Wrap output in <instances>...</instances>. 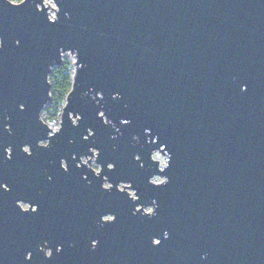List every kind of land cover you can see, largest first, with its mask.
Wrapping results in <instances>:
<instances>
[{"label": "water", "instance_id": "1", "mask_svg": "<svg viewBox=\"0 0 264 264\" xmlns=\"http://www.w3.org/2000/svg\"><path fill=\"white\" fill-rule=\"evenodd\" d=\"M51 1L0 0V264H264V0ZM64 53L53 130L40 113ZM93 153L110 234L53 250L48 207L20 211L16 188Z\"/></svg>", "mask_w": 264, "mask_h": 264}, {"label": "flooded vegetation", "instance_id": "2", "mask_svg": "<svg viewBox=\"0 0 264 264\" xmlns=\"http://www.w3.org/2000/svg\"><path fill=\"white\" fill-rule=\"evenodd\" d=\"M45 142L40 141L41 144H45ZM23 150L28 154L30 152L26 146L23 147ZM59 165L61 170L58 173L55 172L54 177L51 171L45 168L39 169L38 175L35 177H23L22 181H25L26 184L24 186L21 184L16 189L18 192L22 189L21 194L30 196L32 199H13L19 210L25 211L26 214L38 211L40 203H44L48 207L45 210L46 214L54 219V223L52 221L48 223L49 228H55L63 236L67 230L71 232L66 241L63 240V236L59 237L54 249L46 240L38 244L37 248L42 251L44 257L49 256L52 249L58 251L62 243L74 246L76 237L78 239L80 236H84V240L88 241L90 248H95L109 236V223L114 218L108 209V198L105 199L97 191L96 193L92 191V175L95 176L100 169L94 160V153L92 156L79 155V160L73 164H67L62 158ZM26 172L28 174V171ZM64 177H68L66 182ZM102 178L100 187L109 189L110 183L105 180L104 175ZM12 181L17 183L15 178H12ZM123 185L125 183L119 182L117 188L122 190ZM1 186L8 189L4 183H1ZM59 190H67V192L60 193ZM18 192L11 194L12 198ZM73 232L75 233L74 237L72 236ZM29 254L30 252L27 251L24 258Z\"/></svg>", "mask_w": 264, "mask_h": 264}, {"label": "trees", "instance_id": "3", "mask_svg": "<svg viewBox=\"0 0 264 264\" xmlns=\"http://www.w3.org/2000/svg\"><path fill=\"white\" fill-rule=\"evenodd\" d=\"M72 68L69 61H61L57 66H54L49 75L50 96L45 104L44 110L47 119H58L61 107L64 103L65 96L71 86Z\"/></svg>", "mask_w": 264, "mask_h": 264}, {"label": "rangeland", "instance_id": "4", "mask_svg": "<svg viewBox=\"0 0 264 264\" xmlns=\"http://www.w3.org/2000/svg\"><path fill=\"white\" fill-rule=\"evenodd\" d=\"M10 1L13 2V0H10ZM19 1H20V0H17V2H19ZM17 2H14V3H17ZM44 3L50 4L51 6H53V3H52L51 0H44ZM49 14L52 15L53 12H52V11H49ZM63 60H65V61H69V62L71 63V68L73 69V67H72L73 57H72L69 53H64V54H62V61H63ZM44 108H45V107H44ZM44 108H43V110H42L41 113H40V117H41V119H42V120H43V121H44L49 127L55 129V128L58 126V119H57V120H56V119H47V118H46V113H45L46 110H44ZM153 157H154L155 159H157L159 162H161V163L163 162V159H162V157H161L159 154H155V155H153ZM160 179H161V178H159V177H155V178H153L152 180L158 182V181H160ZM127 190L129 191L130 194L133 193L132 190H130V189H127ZM144 210H145V211H150V207H146V208H144Z\"/></svg>", "mask_w": 264, "mask_h": 264}, {"label": "snow or ice", "instance_id": "5", "mask_svg": "<svg viewBox=\"0 0 264 264\" xmlns=\"http://www.w3.org/2000/svg\"><path fill=\"white\" fill-rule=\"evenodd\" d=\"M20 2L23 3L24 0H20ZM49 179H51V178H49ZM113 219H115V218H113ZM31 258H32V257H31V254H29V255L26 257V260H31ZM48 258H52L51 254L49 255Z\"/></svg>", "mask_w": 264, "mask_h": 264}, {"label": "built area", "instance_id": "6", "mask_svg": "<svg viewBox=\"0 0 264 264\" xmlns=\"http://www.w3.org/2000/svg\"><path fill=\"white\" fill-rule=\"evenodd\" d=\"M155 154H158V153H155ZM155 154H153V155H155ZM153 158H154V157H153ZM162 159H163V158H162ZM159 163L161 164V162H159ZM155 177H157V176H154L153 178H155ZM153 178H152V179H153ZM152 179H151V180H152ZM152 181H153V180H152ZM154 182H156V181H154Z\"/></svg>", "mask_w": 264, "mask_h": 264}, {"label": "clouds", "instance_id": "7", "mask_svg": "<svg viewBox=\"0 0 264 264\" xmlns=\"http://www.w3.org/2000/svg\"><path fill=\"white\" fill-rule=\"evenodd\" d=\"M13 2H17V0H13Z\"/></svg>", "mask_w": 264, "mask_h": 264}]
</instances>
